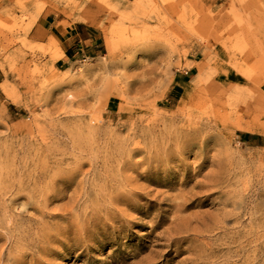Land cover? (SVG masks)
Returning <instances> with one entry per match:
<instances>
[{"label": "rangeland", "instance_id": "rangeland-1", "mask_svg": "<svg viewBox=\"0 0 264 264\" xmlns=\"http://www.w3.org/2000/svg\"><path fill=\"white\" fill-rule=\"evenodd\" d=\"M160 1L91 0L114 16L109 28L116 39L133 29L134 40L112 56L103 34L89 26L99 41L63 65L61 37L50 34L84 25L77 14L86 0H0V87L7 83L15 101L0 89V159L22 163L37 153L66 163L46 167L63 179L53 185L57 197L42 208L45 216L22 210L24 199L11 206L31 223L14 225L17 249L1 239L4 257L27 250L20 264H137L160 254L153 264H184L189 242L177 253L160 239L173 229L171 207L223 166L232 191L240 195L248 185L242 224L231 232L240 233L238 264H264V0H173V10L145 23ZM40 27L44 40L35 32ZM223 75L242 84L219 80ZM241 103L259 134L230 127L233 119L247 121ZM188 122L199 125L195 142H204L203 150L173 152L183 155L185 171L175 160L154 164L148 155ZM143 174L148 182L139 179ZM213 210L190 209L180 219L205 214L208 220ZM40 231L45 237L35 242Z\"/></svg>", "mask_w": 264, "mask_h": 264}, {"label": "bare ground", "instance_id": "bare-ground-1", "mask_svg": "<svg viewBox=\"0 0 264 264\" xmlns=\"http://www.w3.org/2000/svg\"><path fill=\"white\" fill-rule=\"evenodd\" d=\"M120 1L124 2L125 0ZM176 6L177 2H173V0H162L159 4L153 5L151 13L144 17V22H153L157 17L170 12ZM74 7L75 4L73 5V8ZM93 16L96 19H94V22H91L90 18ZM77 18L78 22H82L87 26H93L94 28L96 27L103 34L108 52L112 56L119 53L117 52L119 48L124 47L125 44H129L134 40L135 36L133 34V29L130 30V32H123L121 39H116L114 32L109 28L114 16L103 13L102 10L96 8L91 3V0H86V2H84V6L78 11ZM143 45L147 48L146 44ZM220 79L223 81L232 80L235 85L242 84L237 76L223 75L219 80ZM55 85L62 87L63 81L59 79ZM37 88H39L38 85ZM208 88L217 91L219 86L212 85ZM0 89L9 101L15 103L12 90L7 83L3 84ZM240 106L246 109L245 118L247 121L238 122L233 119L230 127L238 132L259 134L260 131L254 125L251 113L247 110L249 106L245 103H241ZM252 109L256 111L260 108ZM201 115L204 117L209 116L208 113H201ZM198 127L199 125L191 122L180 125L178 131H176L177 133L168 138L166 144L162 143V146L160 144L157 146V149L159 150L148 156L155 158L154 164L156 165L160 164L161 161L175 160L179 168L185 171L186 167L183 165V155L174 156L173 152L179 149L182 152L188 153L190 147H198L200 150H203V145H205L204 142L201 146H198L195 142V139L200 137V127ZM204 127L208 128V126ZM204 160L206 161L207 159L205 158ZM62 165H66L64 160H55L54 157L51 158L37 153L26 157L22 163H17V160L7 159L5 157L0 159V220L6 222V224L0 223V241L3 239L5 243H8L14 249H17L18 244L11 242L10 240V236L14 235L16 232L14 225L22 222L29 226L31 223L29 219L26 220L24 218L20 213L21 211L16 214V211L11 209V206L14 205L17 200L24 199L26 201V204L21 208L22 210L29 208L34 213L40 214L42 217L46 215L42 208L46 209L50 202L57 197L52 188L55 182L63 179L62 175L51 174V169L47 170L46 167L61 168ZM15 167H18L17 171L11 172L10 169H14ZM223 169V166H218L216 174L206 175L203 178L204 181L202 183H195L186 194L180 193L177 200H181L182 204H174L171 207V209L174 210L173 217L170 219L173 229L167 230L163 235H160V239L166 243V248L175 247L177 253L182 251V244L189 242L188 250L183 251L190 256V259L184 264H238L243 260V250L240 249V246L237 247L240 233L237 232L235 235L231 232L234 230V227H238L242 224L241 220L244 209H242V207L244 204V198H246L245 194H247L248 185H246V188L244 187V190L240 195L236 194L235 191H232L230 183L225 175L223 173L221 175ZM195 178L196 176L187 178L186 183L194 181ZM139 179L147 182L149 181L148 177L144 174L140 176ZM66 181L68 180L66 179ZM245 183L250 184L248 181ZM196 190L200 193H194ZM140 192L144 193L143 190ZM212 197L215 198L210 201ZM259 197L264 198V194ZM4 203L7 205H4ZM209 205L211 211L214 207H217L216 210H213L210 219L206 220L205 214H193L181 222V212L190 209L204 208ZM260 212L258 213V216H261ZM254 222H258V218L255 219ZM192 225H194V227H191ZM229 225H232V227H228ZM39 226L40 225L38 224V227ZM27 229L28 227H26V230ZM41 230L45 229L42 227ZM257 230L258 227L256 226L255 230L251 233L254 244L259 241ZM23 232L26 233V231ZM1 233H3L4 236H2ZM183 233L185 236L193 237V240H188V237H177ZM40 234V236H36L35 242H38L39 239L45 237L42 231H40ZM212 237H217V239L212 243L207 242L206 244L205 239H211ZM194 244H196L195 247H193ZM26 252L27 250L19 251L15 254L7 252L4 257V252L1 246L0 261L4 264H20L19 256L25 257ZM167 253L168 252L165 254ZM133 257L138 258L139 256L134 254ZM157 259H162V256L160 254H151L149 257L140 259L137 264H153L152 262ZM252 264H255V259H253Z\"/></svg>", "mask_w": 264, "mask_h": 264}, {"label": "crops", "instance_id": "crops-1", "mask_svg": "<svg viewBox=\"0 0 264 264\" xmlns=\"http://www.w3.org/2000/svg\"><path fill=\"white\" fill-rule=\"evenodd\" d=\"M38 38L40 37L42 40L48 37L47 34H43V27L37 28L35 30ZM96 31L90 28L87 25H74L67 28L64 33L51 32L50 38L57 40L56 38L59 36L61 40L59 42V51L61 53V58L58 63L66 65L65 63L69 62V58L77 56L79 53L82 54V49L87 48V44L96 45L99 41V37L95 36ZM96 49V46H95ZM262 94L264 95V90H262Z\"/></svg>", "mask_w": 264, "mask_h": 264}]
</instances>
